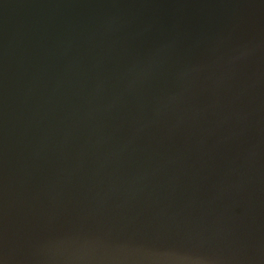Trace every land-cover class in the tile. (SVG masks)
<instances>
[{"label": "water", "instance_id": "obj_1", "mask_svg": "<svg viewBox=\"0 0 264 264\" xmlns=\"http://www.w3.org/2000/svg\"><path fill=\"white\" fill-rule=\"evenodd\" d=\"M0 264H264V0H0Z\"/></svg>", "mask_w": 264, "mask_h": 264}]
</instances>
